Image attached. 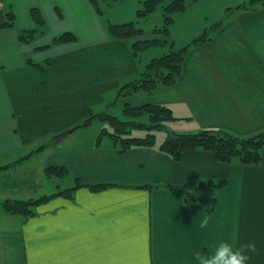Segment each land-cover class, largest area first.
<instances>
[{"label":"crops","instance_id":"obj_1","mask_svg":"<svg viewBox=\"0 0 264 264\" xmlns=\"http://www.w3.org/2000/svg\"><path fill=\"white\" fill-rule=\"evenodd\" d=\"M87 1L0 0V23L17 7L25 23L31 22V8L48 9L58 24L79 22L92 15ZM137 1L128 8L134 11ZM233 1L228 7L245 0ZM193 16L187 10L173 15L169 32L181 29L174 48L224 19L197 22ZM16 18L17 13L12 27L0 28V55H17L14 62L0 61V102L12 120L1 135L0 264H197L196 252L210 254L222 241L234 248L255 244L249 264H264V149L259 164L245 165L219 162L203 149L185 150L179 160L156 147L120 152L96 136L49 144L51 136L81 123L91 104L134 78L140 66L129 43L108 36L103 27L94 35L68 26L54 34L71 31L76 40L45 49L53 62L37 70L25 64L31 56L23 54L39 45L18 40L28 29L16 27ZM222 21L210 40L188 49L175 84L133 93L123 103L168 106L180 128L173 132L263 131L264 6L235 11ZM39 139L42 148L30 147ZM47 166L68 172L47 176ZM49 185L54 189L47 193ZM72 187L71 194L59 193ZM41 196L50 197L27 216L1 207L4 199ZM205 217L208 226L201 228Z\"/></svg>","mask_w":264,"mask_h":264},{"label":"trees","instance_id":"obj_2","mask_svg":"<svg viewBox=\"0 0 264 264\" xmlns=\"http://www.w3.org/2000/svg\"><path fill=\"white\" fill-rule=\"evenodd\" d=\"M94 11L102 15V11L98 6L97 0H89ZM141 8L136 11V18L143 19L153 13L155 9L162 4V0H144ZM163 8V26L153 29L168 38L170 27L173 22V15L185 11L183 0H171L161 5ZM264 6V0H245L231 9L227 16H232L235 11L254 10ZM57 15L61 13L56 9ZM5 22L0 23V28L12 27L15 14L11 9L6 11ZM30 14L42 25L43 19L36 8L30 9ZM223 20V19H222ZM222 20L217 21L213 25L205 28L195 37H193L186 45L174 48L173 43L169 45L170 50L159 56L151 58L142 68L140 67L138 74L118 87L116 98H124L136 92H150L160 86H171L175 84L182 71V63L192 46L201 45L211 39L210 33L215 31L222 25ZM108 32L111 37L122 39L129 43L133 56L138 61L140 51L150 46L165 43L166 40L155 36L151 39H142L143 29L135 25L133 21L112 23L108 22ZM20 42L29 44L35 40L34 29L23 30L18 35ZM76 35L71 31H65L55 36L50 44L39 46L36 49H44L53 44L73 42ZM25 64L42 71L46 66L52 64L53 59L47 58L43 63L33 62L30 58L24 59ZM122 113L125 118H120L109 114L108 111L91 113L87 109L86 118L77 125V127L87 126L91 124L92 119H99L103 123L106 122L108 127L103 125L96 136V142L102 137H108L112 142L117 144L119 151L124 152L130 147H156L159 151L166 153L173 160H179L181 154L185 150L203 149L210 151L214 158L223 163L237 161L245 165H257L262 159L264 149V130L249 136H239L223 129H199L194 132H173L169 131L165 125L168 121L177 119L172 110L163 104H143L131 106L124 103ZM145 116L146 121L141 120ZM105 124V123H104ZM144 129V136H128L133 129ZM164 130L167 136L156 142L155 131ZM41 146L40 148H42ZM67 169L63 166H47L45 173L47 176L63 177L67 174ZM224 181L219 180L218 185H223ZM102 185H90V187L98 188ZM76 187L60 191L61 194H71ZM50 196H41L36 199H4L1 207L5 213L27 216L33 213V208L39 202L46 200ZM212 206L208 208L210 211Z\"/></svg>","mask_w":264,"mask_h":264},{"label":"rangeland","instance_id":"obj_3","mask_svg":"<svg viewBox=\"0 0 264 264\" xmlns=\"http://www.w3.org/2000/svg\"><path fill=\"white\" fill-rule=\"evenodd\" d=\"M78 1V0H76ZM87 1V0H86ZM98 6L102 11V15H99L97 12L94 11L90 1L88 0L89 8L91 10L92 15H87L83 17V20L79 22H73V23H67L71 22L72 20L69 18V20H65L61 22V24L55 23L53 21V16L51 15V12L48 9H43L44 12L38 11L40 16L43 19L42 25L37 23L35 19L30 15L31 22L25 23V15L23 10L20 7H17L15 9V12L18 14L19 18H16L15 26H26V29H34V35L35 40H33L31 43L33 45H39L43 46L46 44H50L52 39L59 35L60 33L54 34L57 30L63 29L66 30L68 26H71L73 29V32L76 34H83L87 31V33L97 34V30L99 35H101L102 32H100L101 28H104V32L108 36H110L108 32V22H121V21H133L135 22V25L143 29V35L141 36L142 39H151L155 36L159 37L160 39L166 40L165 43H161L159 45L150 46L146 49H143L140 51V55L138 57V63L139 66L142 68L151 58L159 56L162 53L168 52L170 50L169 45L173 43V47H175V43L173 40L176 41V43H179V40L181 37H179L181 34L179 33L181 29L177 27L176 32L172 31L169 32L168 38L165 37L164 34L159 32H154L153 29L160 28L163 26V8L162 4H166L170 2L171 0H162V4L159 5L153 13L148 15L147 17L143 19L136 18V11L137 9L141 8L142 2L144 0H138L137 4L135 5V10H131L128 7L132 6L136 0H97ZM185 4V10L188 11V15H191V18H193V15H196L201 19V22L203 19H206L208 21H212L215 19H218L219 17L223 20H225L228 16L227 14L231 9H226L229 5H232L233 0H211L210 3L208 1L210 0H183ZM238 2V1H237ZM15 13V14H16ZM30 13V11H29ZM95 15V16H94ZM66 17V16H65ZM97 17V18H96ZM94 18H96L99 22V24L94 21ZM132 18V19H131ZM126 21V22H127ZM204 22V21H203ZM173 27V26H172ZM54 34V35H52ZM52 35V36H51ZM177 38V39H176ZM132 40H130L131 42ZM129 42V43H130ZM23 43V42H22ZM30 43V44H31ZM26 44V43H24ZM50 45L49 47H51ZM34 49L29 50V54H23L24 57H30L31 59L38 60V62L43 63L45 58L53 57L51 55V52H46L48 49ZM177 48V47H176ZM45 50V51H44ZM42 54V55H41ZM17 55L14 51H11L8 56L3 57L0 55V61L2 59H9V61L14 62L15 57ZM22 56V57H23ZM17 60V59H16ZM117 91V90H116ZM116 91L112 92L110 94H106L104 96V100L100 103H93L89 106V109L91 110V113H98L102 112V110L108 111L109 114H112L114 116H118L120 118H125V116L122 113V106L124 105L122 99L123 98H116ZM6 113V105L1 101L0 102V147H2V138L1 135L7 128H11L12 120L10 118H7L5 116ZM92 123L88 127L81 126L79 128H76L73 132H71L69 135H67L63 140L57 144L61 145H67L74 137L76 139L80 138H91L97 136L96 132L97 129L101 128L103 125L108 127L106 122H102L99 119H92ZM141 120L146 121V117H141ZM175 121H168L165 123L168 130L174 129L179 130V124H175ZM7 126V127H6ZM177 133L181 131H176ZM146 133V130L144 129H133L128 134V136H144ZM156 135V142L159 143L162 141L166 136L167 132L164 130L155 131ZM51 136L48 140L49 144L53 143ZM104 141H111L108 137H105ZM44 142V141H43ZM42 144V140L39 139V141L33 143L30 145V147H40ZM53 143V146L57 145ZM53 179V177H52ZM45 192L49 193L52 192L51 189H54V185H49L44 188Z\"/></svg>","mask_w":264,"mask_h":264},{"label":"clouds","instance_id":"obj_4","mask_svg":"<svg viewBox=\"0 0 264 264\" xmlns=\"http://www.w3.org/2000/svg\"><path fill=\"white\" fill-rule=\"evenodd\" d=\"M208 218L205 217L200 223L201 228H207ZM257 252L253 243L240 244L234 248L228 242H220L210 254L196 252L194 259L197 264H249L252 254Z\"/></svg>","mask_w":264,"mask_h":264},{"label":"water","instance_id":"obj_5","mask_svg":"<svg viewBox=\"0 0 264 264\" xmlns=\"http://www.w3.org/2000/svg\"><path fill=\"white\" fill-rule=\"evenodd\" d=\"M77 126H72L70 128L64 129L63 131L57 133L52 137V141L54 144H57L63 140L67 135H69L73 130H75Z\"/></svg>","mask_w":264,"mask_h":264}]
</instances>
